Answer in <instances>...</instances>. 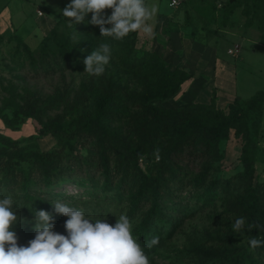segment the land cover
Returning <instances> with one entry per match:
<instances>
[{
  "label": "rangeland",
  "instance_id": "374dc122",
  "mask_svg": "<svg viewBox=\"0 0 264 264\" xmlns=\"http://www.w3.org/2000/svg\"><path fill=\"white\" fill-rule=\"evenodd\" d=\"M4 2H7L15 23L23 18L28 25L38 19L36 10L41 11L42 19H58L62 15V5L69 4L70 0H0V4ZM145 2L158 6L154 22L149 21L154 24V35L136 31L135 48L138 52L153 51L172 67L190 74L172 97L158 101L157 105L172 107L207 103L214 98L216 107L215 98H218V106H223L226 112L225 106L231 102L228 101L230 95L235 96L237 104H242L238 102L258 90L264 91V20L262 11L249 0H229V6L226 0H176L174 7L168 6L169 0ZM226 10L229 13L224 19L222 13ZM103 11L110 15L112 10ZM90 19L91 14L88 13L83 22L67 20L66 26L71 29V34L62 26L57 29L56 38L61 34L64 44H71V54L66 60L53 40L49 41L46 56L41 57L36 48L40 38L37 35L36 39L27 38L24 43L32 50L29 57L14 33L8 37L0 35V105L5 100L16 106L27 99L38 98L41 103L40 122L53 120L59 124L90 111L93 97L100 92L105 80L126 85L127 91L137 90L133 70L123 63L121 43L111 48V58L102 75L90 76L84 72V58L104 43L97 39L92 49L87 45L90 35L85 29L97 26L88 23ZM212 52L219 62L214 60ZM81 83L95 89L86 92V98L75 104ZM11 109L4 112L9 116ZM119 124L118 121L111 123L112 126ZM39 126V122L31 117L22 118L13 130L0 121V133L29 149L45 151L57 148L55 137L50 133L36 135L35 129ZM247 130V152L253 169L251 184L257 185L255 193L259 196L255 233L251 234L249 222L242 212L249 202L246 181L235 176L241 170L238 156L244 132L240 130L241 133L235 135L234 130L229 129L227 139L218 144L222 160L210 173L216 179L215 188L193 192L189 187H183L177 196L173 194L168 198L166 195L165 216L156 221L151 230L154 236L159 237V243L152 248L143 246L141 238L132 229L149 264H229L230 256L244 249L249 256L242 260L243 264H264V244L254 250L248 244L253 237L264 241V101L257 111L249 113ZM29 135L32 138L29 139ZM64 144L71 145L73 153L82 156L92 142L82 135L64 141ZM138 163L145 171L147 161L139 159ZM16 169L14 184L0 182V198H13V210L18 217L13 230L20 246H27L28 241L34 239V211L38 210L52 215L50 223L54 232L67 235L64 223L68 218L54 211L55 202L83 210L90 218H105L111 225L121 214L129 217L133 228L139 220L138 213L133 215L129 212L131 197L116 188L104 187L93 164L73 173V178L82 181L80 185L65 182L43 187L34 181L37 175L33 171L35 165L21 162ZM21 172L28 174L26 186L21 183ZM168 188L175 192L177 186L169 184ZM239 217L245 218V227L234 232L232 224ZM196 248H209L213 255L200 262L201 257L195 254Z\"/></svg>",
  "mask_w": 264,
  "mask_h": 264
},
{
  "label": "trees",
  "instance_id": "16d2710c",
  "mask_svg": "<svg viewBox=\"0 0 264 264\" xmlns=\"http://www.w3.org/2000/svg\"><path fill=\"white\" fill-rule=\"evenodd\" d=\"M249 1L262 11L264 20V0ZM226 4L229 6V0H226ZM228 13V10L223 11L222 18L225 19ZM67 20L71 18L61 15L40 38L36 48L41 57L46 56L50 40H53L64 60L71 54L70 42L64 44L61 34L60 38H56L59 26L72 33L66 26ZM85 31L90 35L86 43L91 49L97 39L111 48L122 44L123 63L133 70L138 89L127 91L126 85L105 80L100 92H96L93 97L90 111L59 124L53 120L40 122L41 103L38 98L27 99L16 106L9 100L3 101L0 105V121L6 128L13 130L22 118H34L40 125L35 129L36 135L50 133L55 137L58 147L45 151L29 149L0 133V182L14 184L16 168L25 162L36 166L33 170L37 173L34 181L43 187L65 182L80 185L82 181L73 178V173L93 164L104 187L116 188L131 197L129 212L140 216L133 228L134 233L146 246L154 236L151 230L155 222L165 216L163 209L167 197L173 194L177 196L183 187H189L193 192L215 188L216 179L210 173L218 168L222 160L218 144L227 139L229 129H233L235 135L242 130L244 134L238 156L241 170L235 176L246 181L249 202L242 212L249 225H255L259 196L255 193L257 185L251 184L253 169L247 152V120L250 112L260 108L264 91L258 90L238 102L242 104H237L236 99H233L226 104V112L214 106V98L207 103L159 106L156 103L172 97L190 74L172 67L153 51L138 52L135 48L136 32H130L123 39H115L102 37L98 33V25ZM20 46L31 57L32 50L22 41ZM92 89L94 91L95 87L81 83L79 96L74 103L83 101L85 93ZM11 107L8 116L4 111ZM115 121L120 124L112 126L111 123ZM82 135L92 144L87 147L86 154L81 156L73 153L72 146L65 145L64 141ZM155 148L160 149L158 161L153 155ZM139 159L147 161L145 171L140 167ZM20 178L22 185L26 186L28 174L21 172ZM169 184L177 186L175 192L168 188ZM255 226L249 229L251 234L255 233ZM195 254L201 257L200 262L213 255L209 248H196ZM248 256L244 249L230 256L229 264H243L242 260Z\"/></svg>",
  "mask_w": 264,
  "mask_h": 264
},
{
  "label": "clouds",
  "instance_id": "9594fccd",
  "mask_svg": "<svg viewBox=\"0 0 264 264\" xmlns=\"http://www.w3.org/2000/svg\"><path fill=\"white\" fill-rule=\"evenodd\" d=\"M104 9H111V14L105 15ZM60 11L74 23L83 22L85 15L91 13L88 23L98 25L101 36L123 39L136 31L153 36L154 24L149 21L154 22L158 6L148 5L145 0H70ZM110 58V45L101 43L84 58V72L90 76L102 75ZM153 155L158 161L160 149L155 148ZM13 205L11 196L0 198V264H149L138 237L132 234L133 224L126 214H121L111 225L105 218H90L83 210L55 202L54 211L68 218L64 223L67 235L54 232L50 223L52 215L38 210L34 211L35 237L27 246H20L13 230L18 221ZM245 223L244 217L235 218L233 231L239 232ZM254 226L249 225L248 229ZM158 243L159 237L154 236L146 247ZM248 244L254 250L264 241L253 237Z\"/></svg>",
  "mask_w": 264,
  "mask_h": 264
},
{
  "label": "crops",
  "instance_id": "0c3cea01",
  "mask_svg": "<svg viewBox=\"0 0 264 264\" xmlns=\"http://www.w3.org/2000/svg\"><path fill=\"white\" fill-rule=\"evenodd\" d=\"M65 5L66 4L62 5V8L65 7ZM38 11L39 10H36V15L38 19H35L32 24L25 25V23L23 22L24 20L23 18H21L20 21L17 23L14 22V20L12 19V15L7 8V2L0 4V35L3 37H8L10 33H14L16 37L22 42H25L26 39L30 37L36 39L35 37L36 35L37 38H41L49 31V29L52 27L53 23L57 18L51 20L42 19L41 18L42 13L41 11H39L40 13L38 14L37 13ZM214 60L217 61V57L215 55H214ZM234 97H235L234 95H230L229 98L230 100L228 101H232L233 99H235ZM217 102H218V98H215L216 107L222 109L223 106L221 105L218 106Z\"/></svg>",
  "mask_w": 264,
  "mask_h": 264
},
{
  "label": "built area",
  "instance_id": "2783aa9c",
  "mask_svg": "<svg viewBox=\"0 0 264 264\" xmlns=\"http://www.w3.org/2000/svg\"><path fill=\"white\" fill-rule=\"evenodd\" d=\"M176 3H177L176 0H169L168 5L171 7H174L176 5ZM37 13L39 14L40 12L38 11ZM228 52H230V51H228Z\"/></svg>",
  "mask_w": 264,
  "mask_h": 264
}]
</instances>
